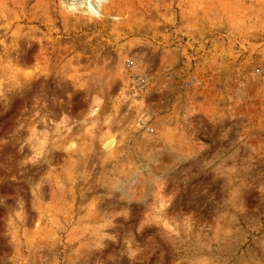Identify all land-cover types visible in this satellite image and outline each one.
Returning a JSON list of instances; mask_svg holds the SVG:
<instances>
[{"label": "rangeland", "instance_id": "obj_1", "mask_svg": "<svg viewBox=\"0 0 264 264\" xmlns=\"http://www.w3.org/2000/svg\"><path fill=\"white\" fill-rule=\"evenodd\" d=\"M0 264H264V0H0Z\"/></svg>", "mask_w": 264, "mask_h": 264}]
</instances>
